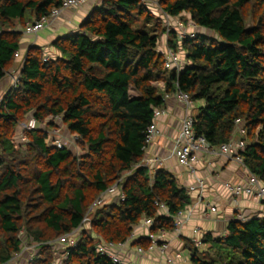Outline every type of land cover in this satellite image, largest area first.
<instances>
[{"label": "trees", "instance_id": "16d2710c", "mask_svg": "<svg viewBox=\"0 0 264 264\" xmlns=\"http://www.w3.org/2000/svg\"><path fill=\"white\" fill-rule=\"evenodd\" d=\"M158 1L172 22L188 15L191 25L216 35L169 32L167 45L181 56V71L166 69L160 33L144 30L142 20L155 19L144 0H102L78 30L52 42L55 56L48 59L42 46H29L17 84L0 101V264L22 251L23 240L41 245L31 264H53L54 238L78 228L93 202L131 170L121 184L125 198L107 199L90 214L78 246L59 244L68 251L64 264H117L100 248L126 242L144 217L154 220L152 232H172L173 216L192 205L191 194L165 168L134 167L146 159L156 108L165 107V94L177 88L194 106L201 103L196 133L212 146L235 140L243 126L249 142L240 154L264 184V0ZM63 2L0 0V82L30 35L27 23ZM28 116L36 128L24 129L27 142L20 148L14 135ZM57 116L87 146L85 154L57 148L47 127L37 126L47 119L54 126ZM226 231L203 236L217 260L199 257L200 247L190 242L192 264H264V216L233 218ZM131 243L148 249L151 241L145 235Z\"/></svg>", "mask_w": 264, "mask_h": 264}, {"label": "crops", "instance_id": "0c3cea01", "mask_svg": "<svg viewBox=\"0 0 264 264\" xmlns=\"http://www.w3.org/2000/svg\"><path fill=\"white\" fill-rule=\"evenodd\" d=\"M93 1L90 0L85 6L78 10H67L59 19L46 25L37 34L24 36L22 39V49L18 55L14 69L23 65L25 54L32 44L42 46L50 52L54 49L52 42L59 36H63L78 30L80 23L84 19L82 11L91 7ZM92 2V3H91ZM94 5V4H93ZM88 13V12H87ZM87 15V14H86ZM55 53V52H54ZM57 54V53H56ZM7 80L0 84V99L6 94L8 85ZM199 103V102H198ZM197 104V103H196ZM194 106L192 113L195 115ZM165 108L166 113L159 118V135L146 151V158H158L162 164L156 165L157 168H165L174 175L179 186L188 189L190 185L196 183L197 178H202L205 182L202 200H198L199 192L190 193L193 199V216L191 220L184 225L182 234L178 237L172 232H168V238L171 241V252L176 254L175 250H180L184 246L182 238L192 239L193 237H203L211 233L214 237L226 234L227 225L230 220L243 213L247 216H264V202H258L255 198L249 196L236 197L229 191L228 186L243 182L247 178V171L238 163L229 160L223 156H214L206 154L198 163H195L193 169L181 165L173 155L175 140L179 133L181 120L185 114V109L177 98L168 99ZM235 141L242 140L243 130H237ZM194 170V171H193ZM154 173L153 170L150 171ZM113 200H118L116 194L112 196ZM216 211H211V207ZM199 228L200 233L195 229ZM138 236H145L146 229L136 230ZM178 264H188L190 257H182L176 254ZM120 258L125 264H168L166 256L158 250L140 255L136 246L132 243L125 250L119 251Z\"/></svg>", "mask_w": 264, "mask_h": 264}, {"label": "built area", "instance_id": "2783aa9c", "mask_svg": "<svg viewBox=\"0 0 264 264\" xmlns=\"http://www.w3.org/2000/svg\"><path fill=\"white\" fill-rule=\"evenodd\" d=\"M148 2L147 0H144ZM90 0H64L63 4L58 7L54 8L52 12L48 15L43 16L40 20H37L33 23H27L24 32L26 34H37L46 25L52 23L54 20L59 19L61 15L67 10H78L81 7L85 6ZM177 26H183V24H179L177 22ZM192 36H195L191 33ZM185 37L184 35H180V38ZM166 61L165 67L169 71L177 70L181 71L184 67L181 56L174 52V50L168 48L165 53ZM19 78V77H18ZM17 78V80H18ZM165 89V85L162 86ZM175 97L183 105L185 109V114L181 120V126L179 129V133L175 140L174 148H173V155L178 160V162L185 166L190 167L193 169L195 163H198L201 158L206 155H214V156H223L228 158L229 160H233L234 162L241 165L248 173L247 178L243 180V182L229 185L228 189L233 194V196L240 197V196H249L255 198L258 202H264V184L261 180L250 170L244 163V157L240 154L246 147V144L243 141H235L232 140L229 143L222 144L220 146H212V144L207 140L206 137L203 135H198L195 129V119L192 113L194 108V102L192 101L189 94L183 92L179 88L176 89L174 93L168 94L166 93L164 96V100L167 103L168 99ZM1 101V99H0ZM167 108H156L154 112V119L153 123L147 129L146 135V146L145 151L148 150V147L154 142L155 138L159 135V125L158 120L159 118L166 113ZM60 118V116H57ZM22 126L24 129H34L36 128V121L30 120L29 123H23ZM22 141L27 142V137L22 135ZM52 143L57 148H65V144L63 140H61L57 135L53 138ZM162 164V161L158 158H146L140 164L134 167L137 168L140 166H146L153 172L156 171V165ZM131 170L130 172H133ZM194 171V170H193ZM123 183L122 178L115 182V184L110 187L106 192L102 193L91 205L89 208L88 213L86 214L85 218L83 219L81 225L73 230L70 233L65 234L59 240H57L56 244H67L68 248H75L78 246L80 237L82 235L83 229H85V225L90 222V214L95 211L96 208L105 204L106 200L109 199L112 201V196L115 194L119 196V199L122 200L125 198V195L121 191V184ZM120 188V189H119ZM205 188V182L202 178H197L196 183L190 185L188 187L189 193H195L196 191L199 192L198 200H202L203 191ZM160 208L167 213L168 208L164 204H160ZM193 207L190 206L184 210L179 211L176 213L173 218L176 223V228L172 231L176 237L182 234V230L185 224H187L192 216H193ZM211 211H216V208L213 206L211 207ZM249 216L244 215L243 213L236 216V218L240 220H246ZM154 225V220L149 217H144L141 222L135 227L133 233L129 237L126 242L123 243H113L109 242L105 246L100 248L103 254H108L110 258L113 259L114 262L117 264H125V262L120 258L119 251L125 250L131 242L135 239L141 237L137 235L136 230L138 229H146L147 233L146 236L150 239L151 244L148 249H145L141 246H137V251L140 255H145L146 253L152 252L154 250H158L161 254L166 256V260L168 264H178L177 262V255L171 252V241L168 238V232L164 229L159 230L158 232H152L151 227ZM199 228L195 229V232L198 234ZM192 242L197 246H203V237H193ZM55 244V243H53ZM65 253V252H64ZM64 259L62 260L61 264H64V260L68 256V251L64 254Z\"/></svg>", "mask_w": 264, "mask_h": 264}, {"label": "rangeland", "instance_id": "374dc122", "mask_svg": "<svg viewBox=\"0 0 264 264\" xmlns=\"http://www.w3.org/2000/svg\"><path fill=\"white\" fill-rule=\"evenodd\" d=\"M101 1L102 0L93 1L94 5L92 4L91 7H88L87 9L82 11L83 16H86L87 12L91 11L93 9V7L96 6L97 4L101 3ZM147 1L148 2H146V4L151 9L152 14H153L155 19L153 21H150V22H146V21L142 20L141 24L144 25L143 26L144 30L148 31L151 34H152V32H159L160 33L161 38H160V42H159V50H164L166 53V50L169 48L167 45L168 38H169L168 34L171 30H175V28L178 30L177 33L179 34V36L180 35L186 36V35L191 34V33L194 35L196 33H202V34L206 33L209 36H215L216 37L215 33L211 32L209 30L191 25V23H189V21L187 20L188 15H183L182 18H180V19L177 18L176 21L172 22L171 19L169 17H167L164 14V12L162 11V9L160 8L158 0H147ZM177 22L179 24L182 23L183 26H177ZM254 23H255V21L253 18L248 19V25L249 26H252ZM138 28H141V27L138 26ZM164 29H166V30H164ZM27 36H31V35H27ZM44 50H45L44 52L46 55L45 56L46 59H48L50 57V55L55 56L54 54H52L53 51H51V54H50L49 51H47L46 49H44ZM180 53L185 58L184 52L180 51ZM14 67H15V65L13 66L12 70H10L7 73V76L3 79V81L7 80V82L10 83V85H8V87H7L8 90L12 86H15L18 82L17 78L19 77L21 68L19 66H17L14 69ZM1 83H2V81L0 82V84ZM157 85L159 86L158 88H162V86L164 84L158 83ZM199 104H201V103H199ZM197 111H198V107H197V109L195 108L194 113H197ZM32 118H33L32 116H28V118L25 119L23 121V123H25V124L29 123L30 120H32ZM48 120L49 119H47L44 123L38 124L37 126L39 128H40V126L47 127L48 134H49V142H52L53 138H55V136L57 135L61 140H63V142L65 144V148H69L75 155L82 156L83 154H85L88 151L87 146L84 145L85 147H83L82 140L79 139L76 135L69 132L67 125L64 124L62 119L57 118V117L55 119H53L54 126H51V127L47 126V124L49 123ZM21 123L17 126L16 132L14 135V142L18 147L24 148L26 146V142H23L21 139L22 135H24V127L22 126L23 123L22 124ZM238 129L243 130V126H238L237 130ZM235 134H237V133L235 132ZM243 137L246 139L245 143H248L249 138L246 136L245 133H243ZM132 173L133 172H130V171L124 172L120 178H122V180L124 182L126 180V178L128 176H130ZM85 226L88 227L89 224H86ZM59 238H61V237H58L56 239L54 238L53 242H51V243H55V244H53L54 248L52 247L50 249L51 250L50 256L53 260V264H61V262L65 256L64 254L66 253V248L63 245L56 244V242H57V240H59ZM181 241L184 242L183 248H181L180 250H175L174 252L176 254H180L182 257H185V258L190 257L191 252H190L188 247L190 246V242H192V239L189 240L186 238H182ZM40 246L41 245L38 242L30 243L27 240L26 241L23 240L22 251L19 254H17L16 256H14L7 264H31V262L34 259L40 258L38 256L39 252L41 251ZM198 256L207 260V261L217 260L218 259V251L214 254V252L212 250H210V243L209 244L204 243V245L199 248ZM225 262L226 261H223L221 263L220 261H218V263H216V264H224ZM187 263L192 264L191 260H189ZM34 264H41V263L38 262V263H34Z\"/></svg>", "mask_w": 264, "mask_h": 264}, {"label": "clouds", "instance_id": "9594fccd", "mask_svg": "<svg viewBox=\"0 0 264 264\" xmlns=\"http://www.w3.org/2000/svg\"><path fill=\"white\" fill-rule=\"evenodd\" d=\"M191 35V34H190ZM244 131V130H243ZM240 141V140H239ZM241 141H243V140H241ZM244 143H245V141H243ZM246 144V143H245Z\"/></svg>", "mask_w": 264, "mask_h": 264}]
</instances>
